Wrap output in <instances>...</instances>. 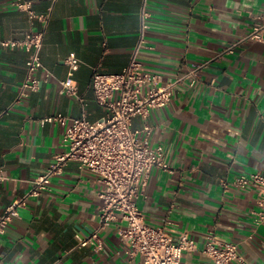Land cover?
I'll list each match as a JSON object with an SVG mask.
<instances>
[{
    "label": "crops",
    "instance_id": "crops-1",
    "mask_svg": "<svg viewBox=\"0 0 264 264\" xmlns=\"http://www.w3.org/2000/svg\"><path fill=\"white\" fill-rule=\"evenodd\" d=\"M15 1L0 0V40L43 28L31 25ZM27 1L37 13L51 14L36 73L50 78L38 92L24 90L28 53L0 51V170L9 177L0 184V211L26 195L66 150V131L82 116L80 104L60 94L66 59L74 54L81 61L75 79L88 119L96 122L105 113L92 89L94 71L121 73L140 45L139 59L161 75L160 85L209 63L196 87H178L169 105L146 121L154 129L150 147L163 146L173 169L150 172L138 200L146 223L165 228L175 241L187 233L197 244L181 264H211L202 253L209 236L235 244L250 264H264L258 190L234 185L241 176L264 174V41L248 39L264 0ZM56 114L68 118L66 127L40 123ZM144 123L137 117L133 127ZM102 189L96 174L70 162L0 236V258L6 264H144L130 262L121 223L100 232L102 251L95 242L81 247L79 239L99 230Z\"/></svg>",
    "mask_w": 264,
    "mask_h": 264
},
{
    "label": "built area",
    "instance_id": "built-area-1",
    "mask_svg": "<svg viewBox=\"0 0 264 264\" xmlns=\"http://www.w3.org/2000/svg\"><path fill=\"white\" fill-rule=\"evenodd\" d=\"M14 6L27 14L31 25L39 22L43 28L39 32H27L22 39L0 40V51L21 49L28 53L27 78L23 89L38 92L42 83L50 78L48 74L44 80H40L36 73L43 68L42 50L51 14L37 13L34 4L27 0H16ZM259 20L248 39L264 41V15ZM139 49L140 45L129 65L119 74L94 71L92 89L97 104L105 113L96 122L88 119V104L79 93L75 79L81 61L74 54L66 59L69 73L60 83V94L74 98L82 108V116L75 119L66 131V150L54 157L45 173L33 181L32 188L26 195L0 211V236L20 216V209L26 206L28 199L40 197L49 191L54 178L60 176L70 162L75 161L81 171L96 174L103 186L99 193L102 200L99 230L87 239H79L81 247L95 242V250L102 251L100 232L115 223H121L118 235L130 262L140 258L144 264H181L186 253L198 250L197 244L187 233L181 234L178 241H175L165 228L147 224L138 200L152 170L173 173L166 161L164 147L149 145L154 129L146 123L147 119L152 111L169 105L178 87H196L209 63L193 65L175 81L160 85L161 75L145 68L139 59ZM233 51L234 48L231 47L227 52ZM145 88L147 91H144ZM137 117L145 122L141 130L133 127ZM40 123L66 127L68 118L56 114L42 119ZM8 179L6 171L0 170V184ZM234 185L258 190V205L261 210L256 214V225L263 223L264 174L241 176L235 180ZM202 253L211 264H250L235 244L219 243L214 236L207 238ZM0 264L6 263L0 258Z\"/></svg>",
    "mask_w": 264,
    "mask_h": 264
}]
</instances>
